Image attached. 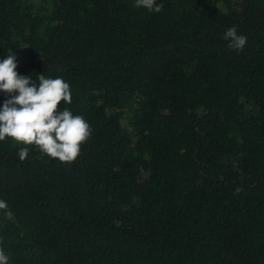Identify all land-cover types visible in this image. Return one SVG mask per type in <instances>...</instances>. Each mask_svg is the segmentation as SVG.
Wrapping results in <instances>:
<instances>
[{
	"label": "trees",
	"instance_id": "1",
	"mask_svg": "<svg viewBox=\"0 0 264 264\" xmlns=\"http://www.w3.org/2000/svg\"><path fill=\"white\" fill-rule=\"evenodd\" d=\"M156 2L0 0V61L92 129L71 164L0 141L9 264H264V0Z\"/></svg>",
	"mask_w": 264,
	"mask_h": 264
},
{
	"label": "clouds",
	"instance_id": "2",
	"mask_svg": "<svg viewBox=\"0 0 264 264\" xmlns=\"http://www.w3.org/2000/svg\"><path fill=\"white\" fill-rule=\"evenodd\" d=\"M134 6L156 13L164 7L156 0H135ZM224 39L229 49L243 50L247 43V37L238 34L235 25L225 31ZM16 68V57L9 51L0 61V91L9 97L0 106V141L7 136L24 145H36L48 157L71 164L81 154V145L91 137L92 129L82 115L58 108L61 101L72 102L69 83L62 77L51 78L41 73L36 78L37 86L31 76L19 75ZM18 155L21 161L26 160L29 149L20 148ZM242 191L237 187L235 194ZM0 210L6 219H15L6 201L0 200ZM9 260L5 249L0 247V264H9Z\"/></svg>",
	"mask_w": 264,
	"mask_h": 264
}]
</instances>
